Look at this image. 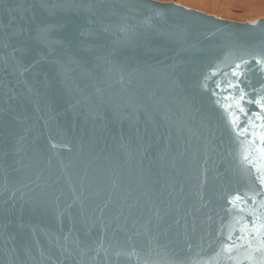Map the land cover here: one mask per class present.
I'll list each match as a JSON object with an SVG mask.
<instances>
[{
	"label": "water",
	"instance_id": "obj_1",
	"mask_svg": "<svg viewBox=\"0 0 264 264\" xmlns=\"http://www.w3.org/2000/svg\"><path fill=\"white\" fill-rule=\"evenodd\" d=\"M258 61L264 17L0 0V264H264Z\"/></svg>",
	"mask_w": 264,
	"mask_h": 264
},
{
	"label": "rangeland",
	"instance_id": "obj_2",
	"mask_svg": "<svg viewBox=\"0 0 264 264\" xmlns=\"http://www.w3.org/2000/svg\"><path fill=\"white\" fill-rule=\"evenodd\" d=\"M157 1L175 2L185 7L193 8L202 11L204 13L215 15L217 17L232 21H252L264 17V0H157Z\"/></svg>",
	"mask_w": 264,
	"mask_h": 264
},
{
	"label": "snow or ice",
	"instance_id": "obj_3",
	"mask_svg": "<svg viewBox=\"0 0 264 264\" xmlns=\"http://www.w3.org/2000/svg\"><path fill=\"white\" fill-rule=\"evenodd\" d=\"M246 63L245 61H242L241 64H237L236 65V69L239 70L241 68V65ZM258 63H264V62H261V61H258ZM233 75L234 76H237V78L239 79V77L242 75V73L238 72V71H234L233 72ZM219 86V85H218ZM238 85H232V84H229V87H236ZM244 96V93H243V90H241V99L243 98ZM241 111H243V109H241ZM260 183L262 185H264V179H261ZM235 199L239 200V199H242L239 195L235 197Z\"/></svg>",
	"mask_w": 264,
	"mask_h": 264
},
{
	"label": "bare ground",
	"instance_id": "obj_4",
	"mask_svg": "<svg viewBox=\"0 0 264 264\" xmlns=\"http://www.w3.org/2000/svg\"><path fill=\"white\" fill-rule=\"evenodd\" d=\"M207 2V1H206ZM215 5V4H214ZM213 9V8H212ZM211 10V9H210ZM219 11V10H218ZM221 12V11H220ZM223 12V11H222Z\"/></svg>",
	"mask_w": 264,
	"mask_h": 264
}]
</instances>
